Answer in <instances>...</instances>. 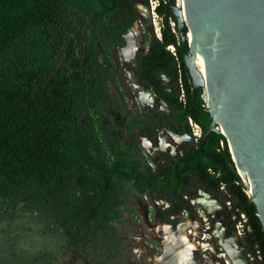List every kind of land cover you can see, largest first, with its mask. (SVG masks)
Instances as JSON below:
<instances>
[{
  "label": "trees",
  "instance_id": "obj_1",
  "mask_svg": "<svg viewBox=\"0 0 264 264\" xmlns=\"http://www.w3.org/2000/svg\"><path fill=\"white\" fill-rule=\"evenodd\" d=\"M156 1L160 38L152 35L147 52L138 58V76L166 103L172 117L165 112L145 115L142 121L136 119L134 127L151 120L155 126L164 122L179 133L190 118L202 134L210 120L201 89L193 102L176 19L169 0ZM136 3L147 0H0V196L24 190L15 201L44 199L52 207L55 224L70 239L85 238L107 211L119 183H131L135 194L155 183L149 168L132 158L134 146L117 148L112 138L107 144L110 163L92 155L98 147L95 129L67 69L74 61L71 36L78 35L73 10L94 14L106 22L108 36L119 37L137 17ZM168 47L174 48V54ZM58 60L68 66L57 67ZM163 71L172 72L173 81L180 82L183 100L175 91L159 86L157 75ZM183 158L188 165H196L198 140ZM174 165L172 160L167 172L171 177ZM176 171L183 175L186 166L178 165ZM198 179L208 190L223 188L233 197L228 213L237 210L239 222V216L245 217L243 226L251 230L248 249L258 251L264 264V232L223 136H205ZM165 184V180L160 183L163 189ZM170 213L171 209L167 216ZM34 264H45V260L37 258Z\"/></svg>",
  "mask_w": 264,
  "mask_h": 264
},
{
  "label": "rangeland",
  "instance_id": "obj_2",
  "mask_svg": "<svg viewBox=\"0 0 264 264\" xmlns=\"http://www.w3.org/2000/svg\"><path fill=\"white\" fill-rule=\"evenodd\" d=\"M155 4L156 0H147L146 4L134 5L137 17L132 24L137 26L140 40L134 64L123 57L128 31L119 37L108 36L104 20L94 14L84 15L77 9L72 11L76 15L78 31L77 37L71 36L74 61L71 67H67L64 61L58 60L57 67H67L91 118L98 145L92 150V155L108 163L111 156L107 144L112 138L117 148L134 146L133 157L154 168L161 161L162 153L178 156L196 144L201 136L199 128L189 122V136L155 128L151 120L141 127H134L136 119L142 121L145 115L156 117L160 112L168 111L138 76L137 60L147 52L152 35L156 37L160 30L161 19L152 9ZM130 73L135 85L131 82ZM157 82L160 87L178 93L181 99V85L179 81H173L172 72H160ZM143 92L150 93L154 102L147 103L141 96ZM161 139L165 149H161ZM243 186L250 200L251 195L244 183ZM186 189L193 193L188 202L195 212L192 219L183 217L191 222L188 229H194L195 225L205 228L207 222L213 226L209 234L198 233L200 238L194 235L190 238L186 231L190 241L197 246L195 263L238 264L231 260L224 246L230 241L238 254L239 264H260L258 251L251 253L246 248L248 228L243 226L242 217L239 216V222L236 214H231L229 221L235 222L231 232L227 229V220L220 214L233 206V197L223 188L219 191L203 188L195 177L190 179ZM22 192L24 190H15L11 196H0V264H34L37 258H43L45 264H159L151 257L161 258L162 244L168 245L164 243L165 239H174L175 245H171L177 248L175 236L169 228L158 226L161 211L167 204L148 196H137L131 183L121 182L116 186L107 211L91 226L85 238L76 240L68 238L55 224L52 207L44 199L15 201ZM201 199L212 202L216 208L211 211L206 203L199 202ZM220 232L225 234L223 241L217 238ZM202 245H207L212 251L204 249L206 252H200Z\"/></svg>",
  "mask_w": 264,
  "mask_h": 264
},
{
  "label": "water",
  "instance_id": "obj_3",
  "mask_svg": "<svg viewBox=\"0 0 264 264\" xmlns=\"http://www.w3.org/2000/svg\"><path fill=\"white\" fill-rule=\"evenodd\" d=\"M169 7L192 101L201 89L210 120L198 141L196 166L205 136H223L237 174L240 168L250 180L249 202L264 232V0H183V7L169 0ZM198 53L203 74L195 66Z\"/></svg>",
  "mask_w": 264,
  "mask_h": 264
},
{
  "label": "flooded vegetation",
  "instance_id": "obj_4",
  "mask_svg": "<svg viewBox=\"0 0 264 264\" xmlns=\"http://www.w3.org/2000/svg\"><path fill=\"white\" fill-rule=\"evenodd\" d=\"M149 88L151 90H153L152 87H149ZM153 92H154V90H153ZM166 107H167L168 111L167 112L163 111V112H165L170 117H172V113L170 111V108L167 105H166ZM189 120L192 122V120L189 118L187 120V124H188ZM157 127H161V128L165 129L166 131H168L169 133H172V134H177V135L181 134V135H188L189 136V133L187 132V130H188L187 126H183L182 131L179 133L172 131L164 122H161L155 128H157ZM200 132H201V130H200ZM198 141H199V139H198ZM189 148H186L184 151H181L180 154L178 156H175V157H173V156L171 157V156H168V155L162 153L161 161L158 162V164L154 168L147 166L139 158H136V159H139L144 165H146L149 168L150 178H156L154 185L146 186L145 191H143L139 194H136V195L137 196H148L150 198H155V199H159V200L164 201L167 205L161 211L158 226H162V225L169 226L170 232H172V234H174V236H177L178 233H180V227L179 226L185 224L186 231L189 233L190 238H191L193 236L194 229H190V228L188 229V227L191 226V222L185 221L183 219V217H187L188 219H192L195 217V212L193 211L192 207L190 206V204L188 202V197H192L193 193L190 192L189 190H187L186 187H187V184L189 183V181L192 177H195L200 184H201V182L198 179V168H199L200 163L197 166L196 165L190 166L187 164V162L183 158L184 154L189 151ZM161 149H163V148H161ZM132 158H134V157L132 156ZM172 160L175 161V165L173 168V171H174L173 176L174 177H171L167 173L168 169L171 165ZM178 165H185L186 166L185 174L181 175V174L177 173L176 167ZM181 176H185V177H181ZM144 180L146 181V179H144ZM163 180L166 181L165 189H163L160 185V183ZM201 185L203 186V188L207 189L203 184H201ZM215 208H216V206L214 205V207H213V209H211V211H213ZM170 209H171V213L167 216V212ZM230 210H231V208L228 209L227 211L220 213V214L223 216V218L225 220H227V223L229 224V227L227 229H229L231 232H233V230H234L233 226H234L235 222H230L229 219H230L231 214L237 213V210H235L233 213H228ZM208 215H210V214L208 213ZM207 223H208V225L205 228H200L199 225H195L198 232H199V235H201V233H203V235H205V234H209L212 232L213 226H209V224L211 225L210 222H207ZM247 228H248V232L245 235L247 236L246 248L248 249V239H249L248 233L251 230L249 227H247ZM217 235H218L217 238H219L221 241L224 240V237H225L224 232H222V233L220 232ZM162 245L164 246V251L162 253L161 260H159V261H161L159 264H167V263L175 264V262L172 260L171 256H172V252L175 249L179 248V245H177V248L172 246V245H165V244H162ZM208 251H212V249H210ZM248 251L251 253H254V251L252 252L249 249H248ZM200 252H206V251L200 250ZM152 257H151V260H152Z\"/></svg>",
  "mask_w": 264,
  "mask_h": 264
},
{
  "label": "bare ground",
  "instance_id": "obj_5",
  "mask_svg": "<svg viewBox=\"0 0 264 264\" xmlns=\"http://www.w3.org/2000/svg\"><path fill=\"white\" fill-rule=\"evenodd\" d=\"M178 4H179V6L183 7V0H178ZM138 35H139V32H138L137 26L133 25L129 29L127 35L125 36V40L127 42V46H126V48L123 51V57H124V59L127 62H130L132 64H134V60H135V58L137 56V52L140 49V40L138 39ZM195 66L203 74L205 63H204V60H203V56L200 53H198L197 58L195 60ZM132 77H131V73H130L131 82L134 84L135 80H133ZM136 87H138V86L136 85ZM141 96L147 103L151 104V103L154 102V99H153V97L151 96L150 93H146V92L144 93L143 92V93H141ZM147 146H148V144L145 143V147H147ZM161 148H164V140L163 139H161ZM237 170H238L239 175L241 176V179H242L243 183L247 187L246 190H248V193H249L250 180L244 178V172L240 168H237ZM199 202L200 203H204V204L206 203L209 206L210 209H213V207H214V204L212 202H208L207 203L203 199H201ZM179 227H180V233H178V235L175 236V242H176L177 245L180 246V248L175 249L172 252L171 258L175 262V264H196L195 261H194V254H195V251L197 250V246L192 241H190V239H189V237L187 235V232H186L185 224L184 225H180ZM163 228L167 229L169 227L165 226ZM194 232L195 233L193 235L196 236V237H199L198 236L199 232H198L196 226L194 227ZM165 240L166 241L164 243H166L168 245L169 244L171 245V243H172V245H175V243L173 242L174 239L172 240V239H168L167 238ZM229 242L224 243V246H225L226 250L229 252L231 260H235L239 264L240 262H238L239 261L238 260V254L235 252V250L233 249L232 245ZM206 246L207 245H202L203 250L204 249L205 250H210ZM152 260H154L156 263H160L159 260H161V258L160 257L159 258L158 257L157 258L152 257Z\"/></svg>",
  "mask_w": 264,
  "mask_h": 264
},
{
  "label": "built area",
  "instance_id": "obj_6",
  "mask_svg": "<svg viewBox=\"0 0 264 264\" xmlns=\"http://www.w3.org/2000/svg\"><path fill=\"white\" fill-rule=\"evenodd\" d=\"M156 5H157V1H156L155 6L152 8L153 11H154ZM172 25H173V24H172ZM157 35H159L158 32H157ZM167 49H168L172 54H174V48H173V47H168ZM182 93H183V91H182ZM181 100H183V94H182ZM203 107L205 108V104L203 105ZM189 123H190V125H192V122H191L190 120H189ZM194 126H196V125L194 124ZM196 127H197V126H196ZM245 193H246V191H245ZM247 195H248V194H247ZM241 217H242V221H243V223H244V222H245V217H244L243 215H241Z\"/></svg>",
  "mask_w": 264,
  "mask_h": 264
}]
</instances>
